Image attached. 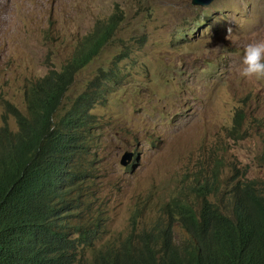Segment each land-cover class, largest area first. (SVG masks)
<instances>
[{"label": "rangeland", "instance_id": "1", "mask_svg": "<svg viewBox=\"0 0 264 264\" xmlns=\"http://www.w3.org/2000/svg\"><path fill=\"white\" fill-rule=\"evenodd\" d=\"M116 14L62 106L101 95L73 211L77 224L100 222L97 246L140 231L168 204H198L217 178L264 189V80L240 75L245 47L264 40V0H0V122L9 116L17 131L8 104L25 111L32 83L61 70Z\"/></svg>", "mask_w": 264, "mask_h": 264}, {"label": "trees", "instance_id": "2", "mask_svg": "<svg viewBox=\"0 0 264 264\" xmlns=\"http://www.w3.org/2000/svg\"><path fill=\"white\" fill-rule=\"evenodd\" d=\"M118 23L116 14L61 70L32 83L25 111L8 104L18 130L2 117L0 264H264V189L256 181L234 177L222 187L217 178L200 189L198 204H168L140 231L101 246L100 222L73 220L101 95L82 94L64 114L62 106ZM244 121L239 111L235 136Z\"/></svg>", "mask_w": 264, "mask_h": 264}, {"label": "clouds", "instance_id": "3", "mask_svg": "<svg viewBox=\"0 0 264 264\" xmlns=\"http://www.w3.org/2000/svg\"><path fill=\"white\" fill-rule=\"evenodd\" d=\"M240 75L249 80H264V40L253 41L245 47Z\"/></svg>", "mask_w": 264, "mask_h": 264}, {"label": "water", "instance_id": "4", "mask_svg": "<svg viewBox=\"0 0 264 264\" xmlns=\"http://www.w3.org/2000/svg\"><path fill=\"white\" fill-rule=\"evenodd\" d=\"M215 1H217V0H193V5L194 6H200V7H207V6L212 5ZM133 159H134V154L127 152L123 156L121 164L123 166L127 167L130 164H132Z\"/></svg>", "mask_w": 264, "mask_h": 264}]
</instances>
